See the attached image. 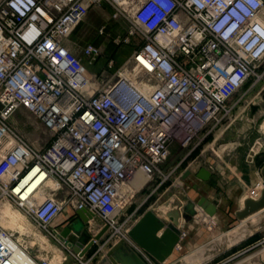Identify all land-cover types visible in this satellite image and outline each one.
Here are the masks:
<instances>
[{
	"label": "built area",
	"instance_id": "obj_1",
	"mask_svg": "<svg viewBox=\"0 0 264 264\" xmlns=\"http://www.w3.org/2000/svg\"><path fill=\"white\" fill-rule=\"evenodd\" d=\"M103 5L127 24L120 42L131 49L119 66L105 60L96 77L80 61L95 64L101 47L87 44L77 58L66 41ZM263 61L264 0H0V202L65 250L56 264H95L119 241L153 264L127 236L135 212L122 213L135 190L175 174L179 164L161 171L174 133H184L185 147L219 128L229 99L264 78ZM18 109L47 134L42 147L7 126ZM76 211L93 242L82 256L67 246L77 242L73 232L57 239ZM14 242L0 227V264H50Z\"/></svg>",
	"mask_w": 264,
	"mask_h": 264
},
{
	"label": "rangeland",
	"instance_id": "obj_2",
	"mask_svg": "<svg viewBox=\"0 0 264 264\" xmlns=\"http://www.w3.org/2000/svg\"><path fill=\"white\" fill-rule=\"evenodd\" d=\"M111 14L112 10L108 6L103 5L101 7L95 6L91 8L66 41V45L71 50V54L77 58H79V49L87 44L101 47L102 56L95 64L89 66L84 60L80 61L81 68L90 75L96 77L98 76V71L105 69V60L112 59L114 66H119L127 58L131 49L129 45L120 42L125 34L127 24L119 17L116 20H112L110 18ZM101 27L103 28V33L98 34V30ZM113 70L114 69L107 72V75L113 73ZM252 84V80H249L233 96L234 101L237 99L240 100L238 104L239 109L234 111L236 113L240 111V118L242 119H240V121H235L233 127L230 126V128H235L240 134L241 138L239 139L241 141V146L245 149L254 145L253 143L256 140L264 141V78L258 83ZM6 124L28 142H30L29 137L35 135L38 142L33 145L36 148L42 147L46 140H48V136L43 131L40 124L26 110H16L7 119ZM248 132H252V135H248L247 137ZM184 138V133L179 131L177 135L175 134V136L172 137L168 145V151L171 145V147L173 146L174 154L172 153L169 155L161 166V171L163 172L165 169L169 167L172 168L174 165L179 164L175 174L170 175L168 180L163 182L158 188H156V185L159 180L154 178L147 186L135 190L134 197L131 200L132 203L125 208L120 218L121 220L134 208H137V213H141L149 207L158 209L159 205L167 201L172 195L175 196V192L180 191L177 187H174L173 183L174 178L185 168L186 159L182 163L178 162L179 154L183 151V148H187V146H185L179 149ZM165 189L166 193L164 196L156 201L157 196L163 193ZM3 206V214L0 211V227L11 235L13 240L25 249L30 256L45 260L47 263L49 262L51 264V262L53 263V261H56L59 256L66 254L65 250L59 247L52 238L46 236L35 224L24 218L22 213L14 206L5 201H1L0 209ZM236 208V205L229 208L227 220L220 225L222 227L218 226L216 223H214L213 228L210 227L212 231L209 233L213 238L211 243H204L192 247L188 252H179V255L174 260L166 264H222L221 259L229 254L237 252L242 246L246 247V250L226 264H235L241 259L254 256V254L258 256L260 251L261 256H264V240L259 241V237L264 236V211L256 215L254 223H242L241 221L235 220L234 213ZM62 218V216L57 218L51 226L59 224L57 226L59 227ZM21 229L25 231V233H23ZM226 231L228 233L223 235L222 233ZM103 240L104 239L98 241L96 245L91 248V251L97 246H100ZM255 243L258 244L255 245ZM227 244H229V247H225ZM104 251L105 250H103V252Z\"/></svg>",
	"mask_w": 264,
	"mask_h": 264
},
{
	"label": "crops",
	"instance_id": "obj_3",
	"mask_svg": "<svg viewBox=\"0 0 264 264\" xmlns=\"http://www.w3.org/2000/svg\"><path fill=\"white\" fill-rule=\"evenodd\" d=\"M233 96L228 101L231 106V115L228 120L219 128L200 131L187 148H183L184 153L181 151L178 157V162L182 163L185 159L186 161L185 168L179 174V183L174 184V187L180 190L179 192H175V196L182 203L186 200L195 202L201 197L208 202H215V215L212 218L206 217L202 211L196 208L197 214L195 217L189 223L184 224L182 228L178 229L182 234L177 245L178 247L174 249L172 254L163 263H157L152 260L153 264H166L174 260L179 255V252H188L192 247L211 243L213 238L209 232L212 231L211 228L214 227V223L218 226L222 225L227 220L230 207L236 205L237 211L242 208L243 200L248 198L256 199L258 195L256 197L249 195L253 187L255 188L256 185H259L261 189L264 187L263 180L259 174L260 168L264 165V141L256 140L253 143L254 145L248 149L241 146L240 134L235 128H230V126L233 127L235 121L242 119L240 118V111L238 113L234 111L239 109L238 104L240 100L234 101ZM251 133L248 132L247 137L248 135H252ZM175 134L177 135V132L174 133V136ZM29 140L30 143L37 144L35 135H31ZM181 148L182 146L179 149ZM172 153L174 154L173 146L171 147L170 145L168 156ZM200 168L205 169L209 173V178L204 182L194 177V174ZM186 170L190 174L182 180L181 176ZM165 193L166 189L157 196L156 201L161 199ZM136 209L134 208L131 211L135 212L134 217L136 220L147 210L155 213V209L150 207L141 213H137ZM178 210L180 211V209ZM155 214L157 218L164 220L159 214ZM255 220L256 215H253L241 222L254 223ZM227 233L226 231L222 234ZM262 240H264V236L259 237V241ZM225 247H229V244ZM245 248L242 246L237 252L225 256L221 259V263L226 264L231 259H235L234 257L243 253L246 250ZM108 250L109 247L105 249L103 255ZM258 254V256L254 254V256L241 259L235 264H264V256H261V251Z\"/></svg>",
	"mask_w": 264,
	"mask_h": 264
},
{
	"label": "water",
	"instance_id": "obj_4",
	"mask_svg": "<svg viewBox=\"0 0 264 264\" xmlns=\"http://www.w3.org/2000/svg\"><path fill=\"white\" fill-rule=\"evenodd\" d=\"M190 172L185 171L181 179L189 176ZM259 174L264 183V165L260 168ZM194 177L199 181H206L209 178V173L200 168L194 174ZM167 205L168 212L164 215V220H160L151 210L145 211L131 226L127 232L128 238L131 242L147 254L152 260L157 263H163L174 251L175 247L181 237L178 229L182 228L184 224L189 223L197 214L196 208L203 212L206 217L212 218L216 212V203L208 202L204 198H198L195 202L184 201L180 202L177 197L172 195L162 203ZM159 205V206H161ZM158 206V207H159ZM180 209V211L178 210ZM264 210V187L260 190L256 199H245L242 202V208L234 213L236 220L244 221L250 216L257 215ZM75 215L78 220H75L66 228H64L57 239L62 241L69 231L77 236V242L74 246L67 243L73 252H78L79 256L84 255L92 246V240L81 231L86 218L82 211H76ZM103 227L94 237L93 240L100 239L105 232ZM64 264H68L65 261ZM95 264H145L136 254L121 241L115 243L109 248L103 257H101Z\"/></svg>",
	"mask_w": 264,
	"mask_h": 264
},
{
	"label": "bare ground",
	"instance_id": "obj_5",
	"mask_svg": "<svg viewBox=\"0 0 264 264\" xmlns=\"http://www.w3.org/2000/svg\"><path fill=\"white\" fill-rule=\"evenodd\" d=\"M260 190H261V188L258 185L255 188H253L252 190H250L249 195L252 196V197H256L257 195H259ZM168 210L169 209H168L167 205H161V206L158 207V209H156V213L159 214L162 217V219H164V215L168 212ZM0 211L3 214V212H4V206L0 209ZM23 233H25V231H23ZM14 244L17 246V249L18 250L22 251V249L19 247V245H18L17 242H14ZM56 262H57V260L56 261H53V263L51 262V264H56Z\"/></svg>",
	"mask_w": 264,
	"mask_h": 264
}]
</instances>
